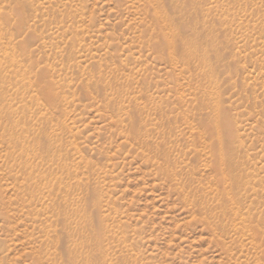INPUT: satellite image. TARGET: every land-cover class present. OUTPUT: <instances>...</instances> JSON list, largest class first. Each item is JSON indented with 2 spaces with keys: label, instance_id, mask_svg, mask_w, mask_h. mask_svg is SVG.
<instances>
[{
  "label": "rangeland",
  "instance_id": "rangeland-1",
  "mask_svg": "<svg viewBox=\"0 0 264 264\" xmlns=\"http://www.w3.org/2000/svg\"><path fill=\"white\" fill-rule=\"evenodd\" d=\"M0 264H264V0H0Z\"/></svg>",
  "mask_w": 264,
  "mask_h": 264
},
{
  "label": "bare ground",
  "instance_id": "bare-ground-1",
  "mask_svg": "<svg viewBox=\"0 0 264 264\" xmlns=\"http://www.w3.org/2000/svg\"><path fill=\"white\" fill-rule=\"evenodd\" d=\"M156 9H157V8H154V13H155V15L158 16V14H160V13H159L158 11H156ZM3 53L8 55V51H7L6 48L3 50ZM9 59H10V61H12V62H13V60H14V58H13L12 55L9 56ZM24 79H25V78H24L23 74L20 75V81H23ZM45 94H46V93H45ZM48 97H49V96H48Z\"/></svg>",
  "mask_w": 264,
  "mask_h": 264
}]
</instances>
